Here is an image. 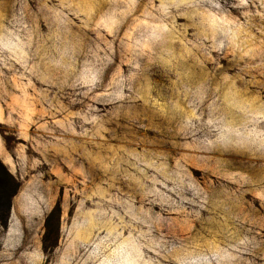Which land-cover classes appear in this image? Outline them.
Listing matches in <instances>:
<instances>
[{
    "label": "rangeland",
    "instance_id": "374dc122",
    "mask_svg": "<svg viewBox=\"0 0 264 264\" xmlns=\"http://www.w3.org/2000/svg\"><path fill=\"white\" fill-rule=\"evenodd\" d=\"M5 213L0 264H264V0H0Z\"/></svg>",
    "mask_w": 264,
    "mask_h": 264
},
{
    "label": "trees",
    "instance_id": "16d2710c",
    "mask_svg": "<svg viewBox=\"0 0 264 264\" xmlns=\"http://www.w3.org/2000/svg\"><path fill=\"white\" fill-rule=\"evenodd\" d=\"M6 214V215H5ZM4 215H0V223L5 228L7 226L8 215L5 213Z\"/></svg>",
    "mask_w": 264,
    "mask_h": 264
}]
</instances>
